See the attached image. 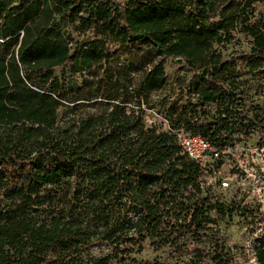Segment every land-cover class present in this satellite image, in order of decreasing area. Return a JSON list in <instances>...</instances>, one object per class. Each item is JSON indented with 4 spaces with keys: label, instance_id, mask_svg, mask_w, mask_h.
Masks as SVG:
<instances>
[{
    "label": "trees",
    "instance_id": "16d2710c",
    "mask_svg": "<svg viewBox=\"0 0 264 264\" xmlns=\"http://www.w3.org/2000/svg\"><path fill=\"white\" fill-rule=\"evenodd\" d=\"M259 6L0 0V264H237L221 224L243 210L177 132L219 151L264 139ZM171 60L186 72L156 98ZM252 252L264 264V235Z\"/></svg>",
    "mask_w": 264,
    "mask_h": 264
},
{
    "label": "rangeland",
    "instance_id": "374dc122",
    "mask_svg": "<svg viewBox=\"0 0 264 264\" xmlns=\"http://www.w3.org/2000/svg\"><path fill=\"white\" fill-rule=\"evenodd\" d=\"M258 12L264 13V6H259ZM233 49L238 48L227 46L228 53ZM182 68L175 60L167 63L165 71L168 85L156 98L173 96L174 86L179 78H182L183 72H186ZM57 74H60V70ZM250 84L251 94L255 96V105L264 108V89L257 90L258 86L264 84L256 80L250 81ZM154 116L157 117L155 114ZM216 165L222 166L220 173L205 174L211 192L221 202L243 210L221 224L226 244L233 251L237 264H258L252 252V245L257 236L264 235V139L258 133L253 134L235 149L227 151ZM223 182L228 186L225 187ZM157 256L146 247L139 259L153 260Z\"/></svg>",
    "mask_w": 264,
    "mask_h": 264
},
{
    "label": "built area",
    "instance_id": "2783aa9c",
    "mask_svg": "<svg viewBox=\"0 0 264 264\" xmlns=\"http://www.w3.org/2000/svg\"><path fill=\"white\" fill-rule=\"evenodd\" d=\"M177 138L183 152L191 160L195 161L200 165L204 181H206V173L221 172V165H223L224 163L218 166L216 165V162L221 160L223 155L231 149L219 151L212 145V143L206 137L200 134L192 135L183 130L177 132ZM205 185L208 186L207 181ZM223 185L225 187L228 186L226 182H223Z\"/></svg>",
    "mask_w": 264,
    "mask_h": 264
}]
</instances>
